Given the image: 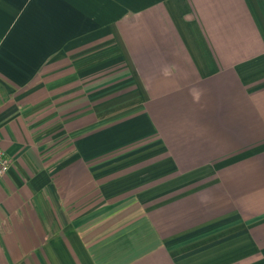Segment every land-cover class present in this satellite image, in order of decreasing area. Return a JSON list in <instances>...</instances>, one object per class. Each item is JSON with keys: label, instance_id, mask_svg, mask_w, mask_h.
Instances as JSON below:
<instances>
[{"label": "crops", "instance_id": "obj_1", "mask_svg": "<svg viewBox=\"0 0 264 264\" xmlns=\"http://www.w3.org/2000/svg\"><path fill=\"white\" fill-rule=\"evenodd\" d=\"M0 148V264H264V0H0Z\"/></svg>", "mask_w": 264, "mask_h": 264}, {"label": "built area", "instance_id": "obj_2", "mask_svg": "<svg viewBox=\"0 0 264 264\" xmlns=\"http://www.w3.org/2000/svg\"><path fill=\"white\" fill-rule=\"evenodd\" d=\"M10 165V159L4 152L2 148H0V178L6 173Z\"/></svg>", "mask_w": 264, "mask_h": 264}, {"label": "clouds", "instance_id": "obj_3", "mask_svg": "<svg viewBox=\"0 0 264 264\" xmlns=\"http://www.w3.org/2000/svg\"><path fill=\"white\" fill-rule=\"evenodd\" d=\"M165 74L166 75L169 74L167 69H165ZM190 94L193 95L194 100L199 99V95H200L199 91L190 90ZM206 202H207V200L205 198L201 197V203H206Z\"/></svg>", "mask_w": 264, "mask_h": 264}]
</instances>
